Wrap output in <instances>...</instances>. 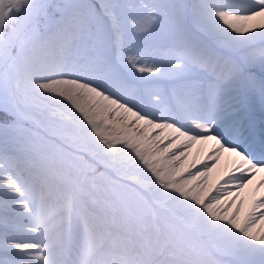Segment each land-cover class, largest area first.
Segmentation results:
<instances>
[{"label":"snow or ice","instance_id":"snow-or-ice-1","mask_svg":"<svg viewBox=\"0 0 264 264\" xmlns=\"http://www.w3.org/2000/svg\"><path fill=\"white\" fill-rule=\"evenodd\" d=\"M0 264H264V0H0Z\"/></svg>","mask_w":264,"mask_h":264},{"label":"bare ground","instance_id":"bare-ground-1","mask_svg":"<svg viewBox=\"0 0 264 264\" xmlns=\"http://www.w3.org/2000/svg\"><path fill=\"white\" fill-rule=\"evenodd\" d=\"M257 179H259V177Z\"/></svg>","mask_w":264,"mask_h":264}]
</instances>
